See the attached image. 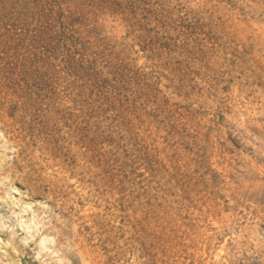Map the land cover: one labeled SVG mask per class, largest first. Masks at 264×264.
Segmentation results:
<instances>
[{
  "label": "rangeland",
  "instance_id": "obj_1",
  "mask_svg": "<svg viewBox=\"0 0 264 264\" xmlns=\"http://www.w3.org/2000/svg\"><path fill=\"white\" fill-rule=\"evenodd\" d=\"M0 132L13 264H264V0H0Z\"/></svg>",
  "mask_w": 264,
  "mask_h": 264
},
{
  "label": "bare ground",
  "instance_id": "obj_2",
  "mask_svg": "<svg viewBox=\"0 0 264 264\" xmlns=\"http://www.w3.org/2000/svg\"><path fill=\"white\" fill-rule=\"evenodd\" d=\"M1 198L7 204L15 208L13 212L16 214L18 224L24 232L22 239L34 237L36 232L38 231V226H39L38 219L34 215L30 217H24L23 215L24 212H28L30 210L31 207L30 203L29 202L22 203L20 199L13 194L12 188L7 189L5 191V194ZM2 235L4 236V238L1 237ZM16 237H20V236L17 234L14 227L11 225H7L5 222L0 220V256L4 257L7 260V262L10 264H13L14 261L11 256V252L12 251L16 252V248H17ZM37 239L39 240V246L41 249L48 248L47 245L48 239L46 236L39 235Z\"/></svg>",
  "mask_w": 264,
  "mask_h": 264
}]
</instances>
